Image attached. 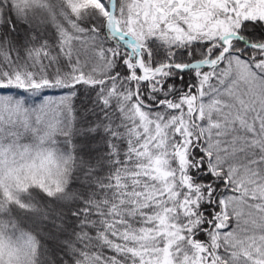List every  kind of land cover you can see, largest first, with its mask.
<instances>
[{
	"label": "snow or ice",
	"instance_id": "1",
	"mask_svg": "<svg viewBox=\"0 0 264 264\" xmlns=\"http://www.w3.org/2000/svg\"><path fill=\"white\" fill-rule=\"evenodd\" d=\"M0 264H264V0H0Z\"/></svg>",
	"mask_w": 264,
	"mask_h": 264
}]
</instances>
